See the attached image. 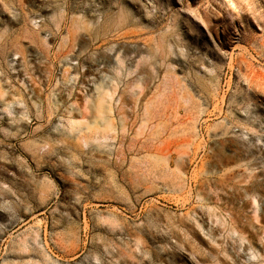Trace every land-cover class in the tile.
I'll list each match as a JSON object with an SVG mask.
<instances>
[{"label": "rangeland", "instance_id": "obj_1", "mask_svg": "<svg viewBox=\"0 0 264 264\" xmlns=\"http://www.w3.org/2000/svg\"><path fill=\"white\" fill-rule=\"evenodd\" d=\"M0 264H264V0H0Z\"/></svg>", "mask_w": 264, "mask_h": 264}, {"label": "bare ground", "instance_id": "obj_2", "mask_svg": "<svg viewBox=\"0 0 264 264\" xmlns=\"http://www.w3.org/2000/svg\"><path fill=\"white\" fill-rule=\"evenodd\" d=\"M116 24H118V23H116ZM136 53H137V51H136ZM132 85V84H131ZM131 96V95H130ZM125 99V98H124ZM102 125V124H101Z\"/></svg>", "mask_w": 264, "mask_h": 264}]
</instances>
